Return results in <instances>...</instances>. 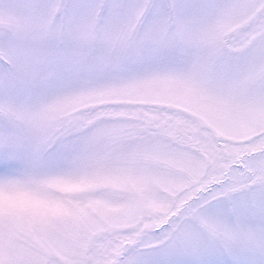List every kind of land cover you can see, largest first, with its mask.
Masks as SVG:
<instances>
[{
	"label": "snow or ice",
	"instance_id": "obj_1",
	"mask_svg": "<svg viewBox=\"0 0 264 264\" xmlns=\"http://www.w3.org/2000/svg\"><path fill=\"white\" fill-rule=\"evenodd\" d=\"M0 264H264V0H0Z\"/></svg>",
	"mask_w": 264,
	"mask_h": 264
}]
</instances>
